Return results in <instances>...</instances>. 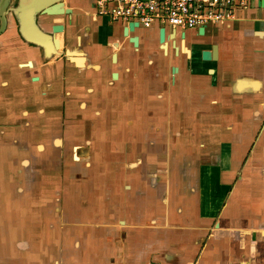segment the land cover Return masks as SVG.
I'll return each instance as SVG.
<instances>
[{"label":"crops","instance_id":"obj_1","mask_svg":"<svg viewBox=\"0 0 264 264\" xmlns=\"http://www.w3.org/2000/svg\"><path fill=\"white\" fill-rule=\"evenodd\" d=\"M187 36L204 46L174 73L125 50V70L66 81L51 192L36 115L28 141L0 136V264H264V6Z\"/></svg>","mask_w":264,"mask_h":264},{"label":"flooded vegetation","instance_id":"obj_2","mask_svg":"<svg viewBox=\"0 0 264 264\" xmlns=\"http://www.w3.org/2000/svg\"><path fill=\"white\" fill-rule=\"evenodd\" d=\"M52 1L49 8L54 5V9L58 12L48 13L40 9L34 14V21L40 31L45 33L44 37L53 44L56 38L59 40L55 55L47 56L41 47L28 41L19 32V21L15 12L19 0H0V70L10 74H6L7 77L0 81L2 89L0 92V136H8L11 139L17 137L28 141L32 134L33 123H41L33 130H38L42 136L50 135L51 139L54 138V143L52 142L53 148L51 149H43L41 144H37L36 151L56 152L51 161L54 167L45 175V179L47 177L49 180L48 190L50 192L52 187H57L60 183V180L57 181L58 168L62 159L60 152H65V147L61 148L59 144V138L63 136L64 129L62 120L68 106H70L69 109H74L76 108L74 105H78L74 99H68L76 93L67 92V90H75V87L70 89L66 81L86 78L90 70H97L102 74L109 70L118 72V67L125 70L126 67L119 59L120 52L125 50L131 57L139 60L143 56H153L155 64L151 65L152 68L164 69L173 73L174 68L178 69L173 63L174 58L183 56L187 60L190 52L194 58V49L204 46L200 42L193 46L189 45L187 33L190 30L169 32L168 28L157 26L156 39L155 37L148 39L144 45L142 38L136 33L143 27L135 23L133 29H130L128 24L121 21L108 20L95 15V0ZM115 23L119 25L118 29ZM57 26H62V31L57 30ZM124 27H127V35L123 33ZM161 29L164 30V41L162 42L160 41ZM130 36H137V44L129 40ZM155 41L156 44H154ZM88 42L98 45L103 50L102 61H93V59L91 61L89 52L80 51L82 46ZM115 42L117 45L113 50L110 43ZM114 54L116 55L115 60L113 59ZM148 62L154 63L150 59ZM83 88L87 89L86 86ZM55 112L62 119L46 116ZM33 113L36 119L30 124ZM48 122H50V130L58 133L53 131L47 133ZM75 150L72 149V152Z\"/></svg>","mask_w":264,"mask_h":264},{"label":"built area","instance_id":"obj_3","mask_svg":"<svg viewBox=\"0 0 264 264\" xmlns=\"http://www.w3.org/2000/svg\"><path fill=\"white\" fill-rule=\"evenodd\" d=\"M257 0H95V15L143 28L197 30L233 20Z\"/></svg>","mask_w":264,"mask_h":264},{"label":"water","instance_id":"obj_4","mask_svg":"<svg viewBox=\"0 0 264 264\" xmlns=\"http://www.w3.org/2000/svg\"><path fill=\"white\" fill-rule=\"evenodd\" d=\"M52 0H19L18 6L16 8V14L19 21V32L26 38L28 41H31L42 48V51L47 56L55 55L56 49L59 45V40L56 38L54 44L51 43L48 39H46L45 33H42L40 29L37 27L34 21V14L38 12L40 9L48 13H55L58 12L53 7L49 6L52 4ZM258 4L264 6V0H257ZM57 7V6H56ZM52 8V9H51ZM108 19V18H106ZM110 20V19H108ZM129 28L133 29V26L136 25L135 23H129ZM57 30L62 31V26H57ZM198 32L201 34L203 33V27L199 28ZM124 35L128 34L127 27L123 29ZM129 40L133 41L134 44H137V36H130ZM160 41H164V30H160ZM112 45L113 50L117 43H110ZM212 51L208 49L202 50L201 57L203 60H210L211 58L215 59L217 56V49L216 45L212 47ZM174 68L173 73L175 72Z\"/></svg>","mask_w":264,"mask_h":264},{"label":"rangeland","instance_id":"obj_5","mask_svg":"<svg viewBox=\"0 0 264 264\" xmlns=\"http://www.w3.org/2000/svg\"><path fill=\"white\" fill-rule=\"evenodd\" d=\"M115 24H116V23H115ZM115 27H116V29H118V28H119V25L116 24ZM144 30L146 31V33H147L150 37H152V38L155 37V39H156V30H155L154 28H152V29L147 28V29H144ZM154 44H156V41L154 42Z\"/></svg>","mask_w":264,"mask_h":264}]
</instances>
